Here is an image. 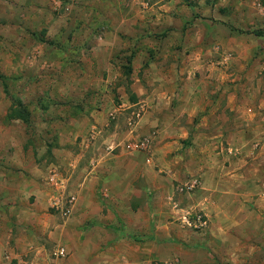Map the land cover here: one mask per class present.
Listing matches in <instances>:
<instances>
[{"label": "crops", "instance_id": "1", "mask_svg": "<svg viewBox=\"0 0 264 264\" xmlns=\"http://www.w3.org/2000/svg\"><path fill=\"white\" fill-rule=\"evenodd\" d=\"M66 1L69 3L61 5L62 15L70 17L67 12L80 9L74 18L64 21L63 31L69 26L75 31L76 18L82 17L78 20L86 19L89 29L86 35L93 39L88 51L77 49L75 53L87 56L85 66L89 71H97L96 75L106 72L105 78L96 76L93 84L105 88L118 80L130 79L133 87L134 101L130 100L131 95L127 98L123 95L112 106L105 95L98 102L102 112L113 117L120 110L130 111L141 124L142 119H148L144 107L150 108L156 150H164L165 145L167 149L178 150L188 142L185 139L188 134L194 135L185 161L193 164V175L201 179L199 195L204 210L207 214H230L239 185L238 175L247 177V184L253 189L257 169L252 160L224 154L222 145L225 140L237 145L233 137L248 129L244 130L240 115L228 116L224 109L218 112L216 96L204 95L200 90L201 84L209 82L195 79L194 72L203 75L206 70H214L213 61L211 65L208 62L212 54L241 53L242 49L249 52L253 45L245 48L242 39L255 36L257 26L264 27V17H257L255 9L247 7L249 0H197L194 10L199 17H192L185 0ZM61 2L53 0L52 5ZM99 22L102 25L98 36L89 26ZM128 66L132 71L130 78L124 76ZM79 77L88 81L86 74ZM222 82L215 83V87L210 83L209 93L224 89ZM98 113L93 110L90 115L98 119L101 115ZM194 119H201V124H195ZM199 126L203 129H198ZM77 133L82 134L79 152L63 151L53 162L65 185V195L76 197L67 217L51 208L58 192L47 182L50 194L43 208L16 210L14 199L23 196L19 190L15 191L16 187L0 193V219L9 210L20 215L11 222L0 220V229L7 234L0 236V264H178L177 225L170 219H175L179 212L172 208L170 185L160 189L158 181H149L145 165L137 155L142 152L128 151L121 143L116 145V155L104 152L115 145L109 138L104 142L106 146L93 142L100 133L93 125L82 127ZM200 134L203 141L197 143L200 137L195 135ZM217 137L219 140L213 141ZM169 139L173 140L167 142ZM177 139L186 142L179 143ZM172 158L178 160L181 156ZM158 161L167 163L162 157ZM1 168L9 172L10 161H0V173ZM171 177L178 179L175 175ZM244 182L241 180L240 184ZM213 226L210 224L207 229V246L216 237L229 236L230 255H237L239 238L230 233L238 229L235 223L225 221ZM215 229L223 230L221 236ZM15 230L19 231V237L12 236ZM50 246L55 247L53 253ZM59 247L65 249L63 258L56 257ZM233 261L231 258L230 262Z\"/></svg>", "mask_w": 264, "mask_h": 264}, {"label": "rangeland", "instance_id": "2", "mask_svg": "<svg viewBox=\"0 0 264 264\" xmlns=\"http://www.w3.org/2000/svg\"><path fill=\"white\" fill-rule=\"evenodd\" d=\"M60 1V5L55 6L52 5L53 0H0V76L5 78L7 90L5 93L0 79V161H10L11 166L9 172L1 168L0 193L16 187L15 191L19 190L23 194L21 198L14 199L16 210L46 206L47 195L50 194L45 181L46 169L56 167L53 162L59 153L67 150L73 154L79 152L82 134L77 131L82 127H97L100 133L93 142L106 146L109 138L115 146L104 152L113 155L118 153L116 145L119 143L126 147L138 138L149 136L150 153H137L145 165V175L150 182L158 181L160 189H166L170 185L172 201L180 209L190 213V226L183 222L181 212L175 219H170L177 225L176 241L180 251L178 264H264V27L257 26L255 36L242 39L245 48L253 45L249 52L242 49L241 53L212 54L208 56L211 59L208 62L213 61L215 69L206 70L203 75L194 72L195 79L209 82L203 83V86L201 84L200 90L204 95L216 96L218 112L224 109L228 116L240 115L243 117L240 122L244 130L248 129L236 138L233 137L237 145L230 141L226 143L225 140L222 145L223 153L252 160L257 169L253 189L248 186L247 177L240 176L241 173L238 175L239 185L232 198L230 214H207L199 195L201 179L196 174L193 175V164L185 161L188 160L187 151L192 145V134H188L185 138L188 142L178 150L170 147L167 149V145L164 150H156L153 139L155 133L152 131L155 129L150 125L153 111L150 108L144 107L143 112L147 113L145 115H148V119H142L141 124H138L136 116L131 115L130 111L120 110L113 117L102 112L98 102L105 95L112 106L118 104L123 95L126 98L131 95L133 87L130 79L118 80L110 87H105L106 90L103 86L93 84L96 76L99 79L105 78L106 72L100 71L96 75L97 71H89L85 66L87 56L75 53L77 49L88 51L93 41L86 35L89 31L86 19L83 17L84 20H78L82 17H77L75 31L70 26L63 31L64 21L74 18L73 15L80 8L67 12L70 17L62 15L64 10L61 5L65 6L69 1ZM185 1L192 17H199L194 10L197 0ZM249 2L247 7L252 6L257 17H264V0ZM61 15L64 17H60ZM101 25L99 22V25L91 24L89 28L99 36ZM118 57L119 55L114 60ZM131 73V70L130 73L124 70V76H129L128 78ZM83 74L88 77V83L85 79L80 80L79 76ZM222 80L224 89H214V94H210V83L215 87V83ZM13 101H19L21 109L27 110V125L6 118L13 110L16 112ZM93 101H97L96 104ZM93 110L101 114L98 119L90 115ZM193 122L201 124V119H194ZM135 124H138L137 128L133 127ZM202 127L199 126L198 129ZM113 133L115 135L110 137ZM195 136L200 137L197 143H202L203 134ZM177 140L179 143L186 142ZM229 148L231 152H228ZM178 154L181 158H172ZM158 157H162L167 163H160ZM148 158L150 162H147ZM221 163L226 166V162ZM61 172L66 174V171ZM174 175L178 179L171 177ZM192 179L197 180V185L188 190L185 185ZM241 180H245L244 184H240ZM180 188L183 191H179ZM9 201L11 203L12 200ZM12 211L9 210V213L2 216L1 222L16 219L19 213L13 214ZM225 221L234 222L238 227L230 231L239 238L237 255H230V237L222 238L219 234L223 230L215 229V233L221 238L215 236L210 247L206 244L210 224L214 227L215 223L217 225ZM0 236L5 237L7 234L0 229ZM12 236L19 237V231L15 230ZM54 248L49 247L51 253L55 251ZM231 258L233 262H230Z\"/></svg>", "mask_w": 264, "mask_h": 264}, {"label": "built area", "instance_id": "3", "mask_svg": "<svg viewBox=\"0 0 264 264\" xmlns=\"http://www.w3.org/2000/svg\"><path fill=\"white\" fill-rule=\"evenodd\" d=\"M151 145V137H144L139 139L136 142L128 143L126 148L129 151H138V152H144V153H150V147ZM147 162H150V159H147ZM46 182L50 187H52L56 192H58V195L52 200L51 202V208L58 210L61 212V215L63 217H67L73 205L76 202V197L74 195H65V185L62 183V181L59 179V175L57 171L54 168H49L46 175ZM197 185V182L194 180L189 184L185 185V188L188 190H192ZM179 191H183V188H180ZM172 208L176 212H181V218L183 222L190 226L189 222V216L190 213L188 210L180 209L178 205L174 202H172ZM202 225V224H201ZM66 252L63 247H59L56 252L57 258H63L65 256Z\"/></svg>", "mask_w": 264, "mask_h": 264}, {"label": "trees", "instance_id": "4", "mask_svg": "<svg viewBox=\"0 0 264 264\" xmlns=\"http://www.w3.org/2000/svg\"><path fill=\"white\" fill-rule=\"evenodd\" d=\"M130 61H131V59L128 60L127 63L130 64ZM126 69L128 70L127 72L129 73L130 72L129 66ZM0 79H1L2 84L4 86L5 93H7L5 78L0 76ZM134 98H135V96L133 94H131L130 100L134 101ZM13 102H14L15 107L17 108L16 112L13 110L12 112H10L8 114V116L6 118L12 119V120H18V121H21L23 124L27 125V123H28V112H27V110L25 108L21 109V103L19 101H13Z\"/></svg>", "mask_w": 264, "mask_h": 264}]
</instances>
